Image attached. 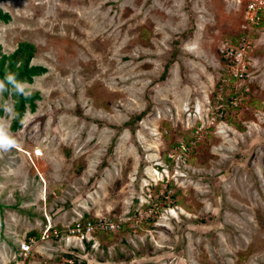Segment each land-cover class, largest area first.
<instances>
[{"label": "rangeland", "instance_id": "obj_1", "mask_svg": "<svg viewBox=\"0 0 264 264\" xmlns=\"http://www.w3.org/2000/svg\"><path fill=\"white\" fill-rule=\"evenodd\" d=\"M247 1L0 0L45 68L0 113V264H264V7L221 82Z\"/></svg>", "mask_w": 264, "mask_h": 264}, {"label": "trees", "instance_id": "obj_2", "mask_svg": "<svg viewBox=\"0 0 264 264\" xmlns=\"http://www.w3.org/2000/svg\"><path fill=\"white\" fill-rule=\"evenodd\" d=\"M9 20V13L0 8V21L6 23ZM35 51V45L26 41L19 42L17 47L8 54L2 52L0 45V79L4 83L0 99V113H2L8 97H12L13 111L10 123V130L12 131L21 127L27 109L35 110L36 101L40 97L37 91H31L20 85L23 82H32L35 76L45 72L43 66L31 63ZM222 60L227 62L225 58Z\"/></svg>", "mask_w": 264, "mask_h": 264}, {"label": "built area", "instance_id": "obj_3", "mask_svg": "<svg viewBox=\"0 0 264 264\" xmlns=\"http://www.w3.org/2000/svg\"><path fill=\"white\" fill-rule=\"evenodd\" d=\"M264 7V0H248L244 6L243 12L241 14V23L240 30L237 36L236 44L233 46H229L225 50V59L227 62L225 63V69L227 70V76L223 77L221 82L223 83L227 81H236L240 82L244 80L247 74V67L250 51V29H254L258 27L262 20V11ZM222 86L220 90H222ZM220 97V96H219ZM230 103L233 108L240 107L239 105V97L232 96ZM186 151L185 144L181 141L178 145H176L172 152H170L169 157H172L173 154L177 151ZM141 221V219H139ZM120 225L110 224L107 222H103L101 219L96 222L87 221L85 223H76L71 231L72 234L78 236L83 234H90L97 230H113L114 228H119Z\"/></svg>", "mask_w": 264, "mask_h": 264}, {"label": "bare ground", "instance_id": "obj_4", "mask_svg": "<svg viewBox=\"0 0 264 264\" xmlns=\"http://www.w3.org/2000/svg\"><path fill=\"white\" fill-rule=\"evenodd\" d=\"M94 42V41H93ZM113 59V58H112ZM259 227V226H258ZM258 231V230H257Z\"/></svg>", "mask_w": 264, "mask_h": 264}]
</instances>
